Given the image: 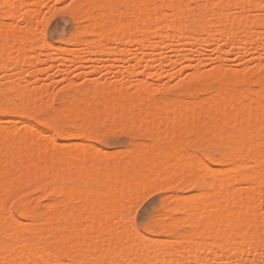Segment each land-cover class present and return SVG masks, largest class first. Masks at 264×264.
Listing matches in <instances>:
<instances>
[{
  "label": "bare ground",
  "instance_id": "1",
  "mask_svg": "<svg viewBox=\"0 0 264 264\" xmlns=\"http://www.w3.org/2000/svg\"><path fill=\"white\" fill-rule=\"evenodd\" d=\"M16 1L0 0V13L10 14L11 8L16 6ZM190 1L192 0H77L74 6L82 14L80 17L82 23L80 22L81 25L76 29L77 31L71 38L69 37L68 43L85 44L88 54L105 55L107 53L106 55L120 54V57H128L131 53L129 48L123 49L124 45L127 47L134 45L140 49L155 48L158 44L153 40L154 38L152 39V35L156 34L154 37L157 36L160 40L167 39L170 43H177V45L178 42L179 45L192 42L201 46L203 42L204 45L208 43L206 38L207 40L212 38L217 42L220 41V44H222L221 40L225 41L223 45L225 43L226 47L227 43V47L231 48L239 41V47L236 44L235 46L240 50V48L244 49L242 41L244 44L247 43V39L250 38V35L253 36L256 27L264 26V16L250 18V12L247 14L248 17L243 16L244 13L252 10L251 8L254 9L255 5L252 0H195L194 2L200 9V12L197 11L199 15L196 20H193L194 22H187L186 19L189 21V18L194 15L191 11ZM234 8L240 10H236L238 14L235 13ZM167 10L172 11H170L171 15L166 12ZM239 12H242L243 15ZM35 16L38 18V13L27 14L26 20L29 25L23 27L24 29H20V27L19 29L6 30L0 27V64L7 63L3 59H6V56L9 60L11 57L8 58V52L13 48L18 50V46L19 51H23L24 54L18 62L13 60L16 65L21 63L31 67L35 64L31 55L37 53L35 50H39V47L48 48L49 46L46 51H51L50 47L56 43L52 44L47 40H42L45 39L44 37L39 40L38 35L35 36L36 26L34 25L36 22L33 21L36 20ZM169 17L174 19L170 20ZM176 18L178 21H175ZM97 28L100 32H96ZM88 33H95V36L97 33L99 36L89 39L86 38ZM183 41L187 43L185 44ZM252 42L258 46L256 40ZM111 43L123 44V47H119L116 49L117 51L113 49L111 52ZM60 47L56 48L62 49V51L59 49L58 52L68 51V58L74 55V58L77 56L79 59L84 58L85 61L86 56L84 57V55L81 57V54L75 55L74 52L69 55L72 51L71 47L69 50H65L67 47L64 48V45ZM220 50L222 51L223 48L218 51ZM185 55L187 56L186 51L184 57ZM98 57L95 59L97 63L101 62L97 60ZM79 59L76 61L80 62ZM122 60L120 59V61ZM19 65L18 67L21 69L23 66ZM131 67L134 70L135 67ZM20 69L16 70L20 71ZM79 69L77 68V70ZM41 70L39 71L41 72ZM131 70V68H127L128 75L134 74L135 70L132 71L133 73L130 72ZM242 72H238L234 76L218 69L202 75H199L198 71L190 73L191 79L205 77L204 80L207 78L214 81L207 82L208 84H205V81L204 85H201L202 87L193 90L196 93L200 91L210 93L206 99L194 97L193 100H189V98L186 100L185 95L192 89L184 90V88H181L177 96L167 95L168 91L166 90L157 98V90L148 84L144 83L143 85V82H139L142 85L136 83L133 91L122 86L99 85L101 84L99 82L93 87L72 88L75 90V95L70 101V105L56 109L67 123L79 121L83 127L81 131L79 130L81 134L91 137L94 133L90 130V125L95 121H107L105 129L110 126L108 121L120 122H117L118 124L116 123L114 128H120L118 125L121 124V121L125 128L130 125H127L126 121L128 123L132 121V125L133 121H144L142 123L148 122L151 126L153 125L150 124L151 121H157L155 122L157 125L154 124L152 127L154 129L149 128L150 126L148 127L147 124V128L144 124L142 125L147 132L150 129L155 132L156 127L157 131L160 130L156 132L157 134L167 133L168 130L169 133L166 134V136L168 134L170 136L167 139L169 140L168 144H165L167 140L164 144L163 141H158L161 137L159 134L157 136L160 137H154L155 139L157 137L158 140L153 141L154 138L151 137L153 142L151 141L152 144L149 146H146L149 143L143 144L146 146L143 148L140 145L142 149L138 146L139 149L136 152L132 148L133 151L131 150L130 154L132 152L133 154L127 157L119 155V157H113L112 160L99 157L97 160L95 158L94 161L87 163V157L85 159V155L81 152L82 147L86 148L84 146L78 147L79 150H76V147L71 149L73 146L62 148L61 145L47 149L41 147L35 140L24 138L17 140L16 137H13L16 135L13 134L14 130L11 132L12 134L0 130V145H8L4 148V150L6 149L4 152H0V264H36L38 260H44V264H48L49 261L56 260L58 254L65 247L70 251L74 250L77 258L107 260L109 264L113 260L120 264L123 260L127 264H187L192 260L198 264H220L224 258L228 262L232 255L240 256L241 258H238L242 259V256H248V254L254 256L251 260H254L255 263L264 264V256L263 259L262 256H257L264 252V202L262 203L263 200L260 199L257 201L254 195L260 187L259 185L264 184V75L255 77L252 73L251 75L254 76L252 77L247 71H245L246 73ZM73 84L72 82L71 86ZM26 87L15 86L14 88L12 86L10 87V89L12 88L11 92L0 90V110L12 112L19 109L24 112L23 103H17L15 97L20 98L19 95L23 94L25 96V91L28 92L25 100L29 103L28 116L30 118L40 110L47 111L53 108L50 101L52 98L46 96L48 92L45 87L28 89L29 91L26 90ZM166 87L163 88L166 89ZM0 89L2 88L0 87ZM203 105L208 106L203 108ZM198 106L200 108L202 106L203 110H207L209 106L213 107H209L211 110L203 113V111H197L200 109ZM195 107L198 109L196 110ZM162 121L166 126L168 122L170 126L166 128ZM173 121H182L181 123L177 122L180 126L176 123L179 127L178 131H175L177 130L176 126L174 131H171L172 128L169 130ZM189 121L193 124L190 125ZM135 122L136 126L137 122ZM159 122L162 123L165 131H162L163 128L161 129L162 126H159ZM185 123L190 124L188 127H186L187 125L181 127ZM112 124L114 125V123ZM140 124L141 122H139ZM26 126L28 127L26 131L30 133L29 129L33 128V125ZM140 127H142V131L143 126ZM124 131L126 132V130ZM162 136L167 138L165 134ZM93 139L96 138L93 137ZM10 142H12V147ZM208 147L212 152L217 153L220 159L225 161L224 163L229 162L230 165L227 164L229 167L221 166V170L217 167L209 168L207 165L204 166L206 168L194 167L191 161L202 158L198 149ZM85 151L84 153H89ZM212 152H207L205 155L204 152L201 153L204 158L208 156L214 158L215 154ZM239 158L248 160L244 162H247L246 165L244 163L237 165V161L233 163ZM167 171L168 173H166ZM182 174L191 179L189 177L185 179L186 177ZM175 175L177 176L175 177ZM178 176L179 178L183 177L185 183L188 181L190 184L197 185L199 188H197L199 191H196L198 199L194 200L197 194H194L195 198L192 197V194L190 199L188 196L183 199V196L182 201L178 200L181 199V196H174V199H177V208L185 210L184 214L186 215L182 214L183 217L180 215L181 218H175L167 214V218L162 219L165 212L161 217L162 220L158 221L161 222L158 227L160 231L170 233L174 239L172 240L171 237L167 241L165 238L164 241L161 236L160 238L153 236V238L148 235L152 240L147 241V236L140 234L136 227H134L135 230L137 229L135 231L129 221V207L132 198H134L133 194L150 184L158 183L156 179H161V182L165 180V184L168 182L167 179H169L168 183L172 181L174 183V180L175 182L180 180L177 179ZM161 182L159 184H162ZM181 183L183 184V182ZM243 183L245 186L241 187L240 184ZM29 185H35L38 189L52 195L54 200L52 199V204L49 203L50 207L53 205L59 207L57 211L59 213L57 214L55 209V213L52 211L54 214L48 216L43 224L40 221L41 225L37 223V220L41 219L38 218L39 214L32 208L36 202L35 197L33 204L26 202L23 197L18 206L20 215L30 218L32 224L30 221L29 224L31 225L21 223L22 221L15 218L8 208V202L14 196L11 195L12 198L10 196L9 199L7 191L19 186L22 187L19 193H22L21 190ZM13 192L15 193V191ZM130 196L133 197L130 198ZM260 201L262 204L257 203ZM185 223H189L188 229L181 228V225ZM41 232L42 235L46 233L44 240L35 237L37 233L41 234ZM31 235L33 236L31 237ZM208 254H213V256H207Z\"/></svg>",
  "mask_w": 264,
  "mask_h": 264
},
{
  "label": "rangeland",
  "instance_id": "2",
  "mask_svg": "<svg viewBox=\"0 0 264 264\" xmlns=\"http://www.w3.org/2000/svg\"><path fill=\"white\" fill-rule=\"evenodd\" d=\"M194 1L195 0L190 1V7H191V11L193 12V14L195 16L193 15L192 17H190L189 21H188V19H186V21L190 22V23L194 22L193 20H196V17L199 15V12H200L198 5ZM16 2H17L16 6L14 8H11L12 11L10 14H1L0 13L1 14L0 15V27H2L3 29H6V30H11V29H15V28L19 29L20 27H21L20 29H24L23 27H26L27 25H29L28 24L29 22H27L28 20H26L27 14L38 13V18L35 16L36 20L35 19L33 20L34 22H36L34 25V26H36V30L34 32L36 34L35 36H37V35L42 36V37L37 36V38L39 40H41L44 37L45 39H42V40H47V41L51 42L52 44L53 43L54 44L56 43V44L53 45L52 47H50L49 50H51V51H48V50L46 51V49H48L49 46H48V48L47 47L46 48L39 47V50L36 49L35 51L37 53H34V55H31L33 61L35 62V64H33L31 67H30V65L24 66V64L22 65L21 63H20V65L19 64L16 65V63H14L13 60H15V62H18L24 54L23 51L22 52L19 51L18 45H17L18 50H15V48H13L11 51H9L8 52V56H9L8 58L11 57L10 59H12V60L9 59L10 60V62H9V60L5 56L6 59H3V60H4V62H7V63H4V65H3V62H2V64H0L1 67L3 66L2 68L0 67V87L2 88L0 90L2 92H11L12 88L10 89V87H12V86L14 88H15V86L16 87L17 86L18 87H20V86L26 87L27 86L26 87L27 91H29L28 89L31 90L34 88L38 89L40 87L41 88L45 87L47 89V92H48L46 94V96H48V98H52V99H50V101L53 104V108H55V109L56 108H63V107L65 108V107H68L70 105V103H71L70 101L73 100L74 95H75V90H73L74 88H84L86 86L87 87H91V86L93 87L94 85L97 84V82L101 83V84L98 83L99 85L104 84V85H114L117 87L122 86V87H125L126 89H128L129 91L134 90V85L136 83L142 85V83H139V82H143V85H144V83L148 84V86H151V88H154L157 90V93H156L157 98H159L163 94V91H166V90L168 91L167 95H170L171 97H173V96H177L179 94V92L181 91V88H184V90H191L192 89V91L190 93L188 92L185 95V98H186V100L188 98H189V100H191V99L193 100L194 97H198L199 99H201V97H203L202 99H206V97H208V95L210 94L209 92H208L209 94H207V92L205 93V91H200V92L196 93L193 90L195 88L198 89L199 87H202L204 85L205 81H206L205 84L212 83L214 81L211 79H207V78H206V80H204L205 77H203V78L200 77L198 79H196V78L191 79L190 73L192 74L193 72L196 73L198 71L199 72L198 74L202 75V74H205V73H208L210 71L218 69V70H222L223 72L228 73L231 76H234L238 72H242V71H243L242 73H246L245 71H247L248 74H250V75L253 73L252 75H255V77L256 76L258 77L260 75H264V26L256 27V29H255L256 31L254 30L255 32L254 31H253L254 33L252 32L253 36L250 35V38L247 39L248 42L245 40L247 43L244 44V41H242L243 42L242 48H244V49L240 48V50H238V48L235 46V44H236L239 47V45H240L239 41L237 42L238 44L235 43L234 46H232L233 48L232 47L230 48V47H227L228 46L227 43H226V45H227L226 47L224 46L225 43L223 45V42H225V41L221 40L222 44H220L219 43L220 41L217 42L216 40L208 37L209 38L208 40L206 38V42L208 41V43L207 44L205 43V45H204V42H203V44H201V46L202 45L203 46L201 47L200 44L197 45V43L193 44L192 42H189L191 44H186L187 42H185V41H183V42H185L186 45H184V43H181V45H179L180 44L179 42H178V45H177V43L172 44L167 39L160 40L157 36L154 37L156 35V34H154V35H152V39L154 38L153 40H155L157 42L156 44H158V46L155 47L156 49L154 47H145V48L140 49L134 45L133 46L131 45L132 47H130V46L127 47V45H124L123 49L129 48V52L131 53L130 56L120 57L121 56L120 54L119 55L116 54L117 56L114 54L113 55L110 54L111 55V57H110V55H106L107 53L105 55L104 54L100 55V54H96V53H93V54L86 53L85 44L81 43L80 45H78V44L68 43V40L71 38L73 33H75L77 31L76 29H78V27L81 25L80 22L82 23V19L80 18L82 14L80 13V11H77V8H75L76 6H73L72 9H67V8L61 7V5L66 4L68 2V0H17ZM252 2L255 5L254 9L251 8L252 10L248 11L247 13H244V11H243L244 15L242 14V12H239V13L242 14L243 16L246 15L248 17L249 15H247V14L250 12L249 13L251 16L250 18H252V17L255 18L256 16H258V17L264 16V8L261 7V5H264V0H252ZM75 3H77V0H75ZM46 5L48 7H45ZM192 5H194V6H192ZM196 9H198V10H196ZM234 10H235V13H237L236 10H238V9L234 8ZM170 11L171 10H167L166 12L171 15ZM197 11H199V12H197ZM238 11H240V10H238ZM78 14H80V15H78ZM237 14H233V15L237 16ZM242 15H240V16H242ZM204 16H206V15H204ZM258 17H256V18H258ZM78 18H80V19H78ZM169 19L171 20L174 18L169 17ZM169 19H167V20H169ZM176 20H177V18L175 19V21ZM200 20H201V18H200ZM97 31H99V28H97L96 32ZM89 35H90V37H89ZM97 35H98L97 33H96V36H95V33H88V34H86V38L90 39L93 37H98L99 35L98 36ZM155 38H157V39H155ZM254 40H256V44L258 46H256L254 44V42H252ZM250 42H252V43H250ZM240 43H241V41H240ZM58 44H61L60 46L64 45V48L67 47L65 50H67V49L69 50L71 47L72 49H70V50H72V51L70 52L69 55H72L74 52L75 55L81 54L80 55L81 57H82V55H84V57L86 56L85 61H84V58H82L83 59L82 60L76 56L77 57V58L75 57L76 59H79V61L81 60L80 62H77L76 59L73 57L74 55L72 57L70 56V58H68L69 57V56L67 57L68 51H63L64 54H63V52H61V53H60V51L58 52V50L61 48ZM252 44H254L255 47H253L254 45L252 46ZM57 45H58V47H60L59 49H56V48H58ZM121 46L123 47V44L119 45L116 43H111L110 47L112 50L111 49H109V50H111V52H112L113 49L116 50ZM218 46H219V49L223 48V50L218 51L219 50V49L217 50ZM53 47H55V48L52 50ZM234 47H236V48H234ZM183 48L185 49L184 51L182 50ZM186 48H187V50H186ZM41 49L42 50L44 49V51L46 53L44 51L42 52ZM60 50L62 51V49H60ZM94 51H96V50H94ZM185 51H186L187 56L185 55V57H184ZM54 52H56V53L54 54ZM62 55H64L65 57ZM95 55H98L101 58L98 59L99 57L95 56ZM112 56L117 57L116 60H115V57H112ZM221 56H222V58H219ZM96 57H98L97 60H99L101 62L97 63L95 60ZM103 57H104V59H103ZM118 57L121 60L122 59H124V60L120 61V59ZM142 57L143 58L145 57V59L141 60ZM138 58H140L139 59L140 61L138 60ZM218 58H219V60H221L220 62L218 61ZM43 61H44V63H43ZM82 61H83V65H82L83 67L81 66ZM9 64H10V66H9ZM18 65L21 67L23 66V67L20 69V67H18ZM79 65H80L81 70L79 69ZM131 66L135 67L134 68L135 71L133 70V67H131ZM17 68L20 69V71L18 70L19 72L16 70ZM77 68L79 70H77ZM127 68H131L132 70L130 72L133 73L132 71H134V74L128 75ZM39 70H41V72ZM77 71H79V72H77ZM77 73H79V74H77ZM252 77H254V76H252ZM69 80H71V81L73 80L72 81L74 83L73 86H71L72 82ZM67 84H69V85H67ZM80 84H82L83 86ZM163 87H166V89ZM3 88H5L4 91H3ZM7 88H9L10 90ZM24 91H25V89H24ZM173 91L175 94L172 93ZM160 92H161V94H160ZM25 93L28 94V92H26V91H25ZM26 94H25V96H26ZM22 96L19 95L20 98H18V96H17V97H15V99H16L17 103H19V104L23 103V107H24L26 112L25 111L21 112V111H19V109L16 110L17 112L16 111L10 112V111L0 110V130L10 132V133L14 130L15 133H13V134H16V135H14L13 137L14 138L16 137L17 140H19L21 138H24L27 140H35L41 147H44L47 149H52L54 147H60L59 145H61L62 148H67V147L71 148L73 146L74 148L72 147L71 149H75V147H76V150H79L78 147L81 148L82 146H84V147L88 148L86 151L89 153H84L86 148L83 149V147H82V150L81 149L80 150L85 155V159L87 157V160H86L87 163L89 161H94L95 158L97 160L99 157H100V159H101V157L102 158L104 157V159L106 158L107 160H112L113 157L114 158H115V156L119 157V155L120 156L123 155L121 157H124V156L127 157L128 155L130 156L131 154H133V152L130 154L132 148L135 149L134 152H136V151H138V149L141 146L143 148L148 143L149 144L146 146H149L150 144H152L153 141L158 140L157 137H160V136H161L159 138L160 140H158V141H163V144H164L165 140L169 139V137H170V136H168L169 134L166 136V134L169 133L168 130H167V133L163 132V134H165V136L167 138L162 136L163 135L162 133H158V134L156 133V132L160 131L158 127L162 126V123H164V121H162L161 124L159 122L160 125L157 127L159 131H157L156 127H155V132H154V130H152L153 131L152 132L150 129V130H148V132L151 131L149 133L145 129V128H147L146 126L148 125V127L150 126L149 128H152L154 126V124L157 125L155 123L157 121H155V122L151 121L150 124H153L152 126L149 125L148 122L142 123L144 121H138V122L136 121L138 126H137V124L135 126L134 125L135 121H133L134 127L131 124L132 121H131V123H128V121H126L127 125L130 124V125L126 126L127 128H125V125H123L122 121H121L122 125L121 124H120L121 126L118 125L120 128H118V127L114 128L115 124L118 121H115V122L114 121H108L110 126H108V125L107 126L109 128H111L112 130L109 129L108 127H107V129H105V127H106L105 124L107 121H97V122L95 121L93 124L97 123L96 125H93V124L90 125L91 126L90 130H92L94 133L91 137L90 136L88 137L87 135L80 133V131L83 129V127L79 121H71L68 124H70V126H72L75 123L73 126H75V128L78 130V131L76 130L77 133H79L78 135H73V136H69V137H60L57 139L56 144H50L47 142H42L39 137L33 138L31 132L29 133L28 131H26V130H28L27 129L28 127L26 125L30 126V124H31V125H33V127H36V123L30 118V116H28L29 115V112H28L29 103L27 100H25V99H27V96L25 97L24 94ZM27 103H28V105H27ZM222 103H223V101H222ZM206 106H208V105H206ZM206 106L203 105V108H205ZM26 107H27V109H26ZM198 107L200 108V106H198ZM209 107L212 108L213 106H209ZM209 107H207V110L206 109L203 110L202 106L200 108L202 110H200L196 107H195V109L196 110L198 109L197 111H200V112L203 111V113H204V112H208L211 110V109L209 110ZM42 111L43 110H40L39 112H42ZM21 113H22V115H21ZM28 119H30L29 120L30 124L27 123ZM24 120H26V122H23ZM31 122H33V123H31ZM139 122H141L140 125H139ZM170 122H172V121H170ZM173 122L174 123L171 125V127H169V130L171 128L173 129L171 131L175 130L174 127L175 126L177 127V125H176L177 122L181 123L182 121H176V122L173 121ZM189 122H191V121H189ZM24 123H25V125H24ZM112 123H114V125ZM118 123H120V122H118ZM124 123H125V121H124ZM186 123L181 127H185V125H187ZM142 124L145 125V128H144V125H142ZM189 124L186 127H188ZM192 124L193 123L191 122L190 125H192ZM164 125H165V123H164ZM140 126H143L142 131H141L142 127H140ZM167 126H170L168 122H167ZM167 126L165 125L166 128H167ZM178 126H180V125L178 124ZM163 127L164 126H162L161 129ZM123 128H124V130H126V132L123 130ZM178 128L179 127H177L176 128L177 130H175V131H178L179 130ZM152 129H154V128H152ZM165 130L166 129L163 128L162 131H165ZM96 131L100 132V133H97ZM129 131H130V133H129ZM27 132H28V134H27ZM136 132H138V133H136ZM153 133H156V134L153 135ZM97 134H99V135H97ZM150 134L153 136H151ZM159 134H160V136H157ZM85 136L87 138H84ZM98 136H99V138H98ZM155 136H157L156 139L154 138ZM93 137H95L98 140H96V139L92 140ZM151 137H153L154 140L151 139ZM149 141L150 142L152 141V142L150 143ZM167 142H169V140H167L165 144H168ZM9 144H11V147H12V142H10ZM143 144H145V145H143ZM2 146L3 145H0V152H4L6 150V149L4 150V148L8 147V145H4L3 148H2ZM138 146H139V148H137ZM9 147H10V145H9ZM142 148H140V149H142ZM201 152H204V155H205V154H207V152L211 153L212 150L210 149V147H208L206 149L199 148L198 153L200 154L201 157L204 158L203 153H201ZM213 154H215V157L212 158L211 161L208 162L207 167H209V168L210 167L211 168L217 167L221 170V168H220L221 166L224 167V165H225L227 167V164L230 165L229 162L224 163L225 161L221 160L217 153L214 152ZM236 161H237V163H236L237 165L238 164L243 165V163L245 161H248V160H245L243 158L242 159L239 158L238 160L236 159L235 161H233V163ZM246 163H244V165H246ZM203 168H206V167H203ZM209 168H207V169H209ZM224 168H222V169H224ZM170 172H171V170H170ZM166 173H168V171ZM166 173H164V174H166ZM171 174H173V173H171ZM177 175H175V177ZM183 175L185 176V174H182V176ZM162 176H163V174H162ZM179 176H181V174H179ZM179 176L177 177V179L179 178ZM164 177H165V175H164ZM175 177H172V178L176 179ZM185 177H186L185 179H187L189 176H185ZM179 179L180 180H177V182H175V180H174V183H172L173 181L168 183L169 179H167L168 185H167V183L166 184L164 183L165 180H164V182H161V179H156V180H158V183L156 182L157 184L156 183L150 184V186L145 187L143 189H140L138 192H135V194H133L134 198H132L133 200H131L132 201L131 206H130V204H128L130 206L129 207V209H130L129 213L132 212V208L134 205L143 203V208L139 209L137 213H134L133 219L129 218L130 219L129 221H130V223H132L131 225H132L133 229H134V227H136L139 230L140 234L147 236V241L152 240L148 237V235L150 237L154 236L157 238H160V236H161L164 239V241H165V238H167V241H169L171 239V237L173 240L174 238L170 233H165L163 231H160V229L158 227H159V224L161 222H158V221H161L163 218L164 219L167 218L166 217L167 214L170 217H175V218H178V217L181 218V217H183V215H186V214H184L185 210H183L180 207L177 208V201H176L177 199L176 198L174 199V196L175 197H176V195H177V197L181 196V199H178V200L182 201L183 196H184L183 199H185L186 196H188V199H190L192 197L195 198L194 194H197L196 191L197 192L199 191L198 190L199 188L197 187V185H193V183L190 184V183H188V181H187V183H185L186 181L183 180V177L179 178ZM181 179H182V181H181ZM153 181L155 182V180H153ZM159 182H161L162 184H159ZM181 182H183V184ZM240 185H241V187L245 186L244 183L240 184ZM176 186L178 187V189ZM259 186L260 187L259 188L257 187L258 189L254 193V195H255L257 201H259V199H260V200H263L262 201V203H263L264 202V184H261ZM17 188H18V191H16ZM26 188L27 189L29 188V190L27 191ZM26 188H23L25 191L21 190V191H23L22 193H19V191H20V189H22V187L20 188L19 186L18 187L15 186L13 188H10L11 190L9 189V191H7V196L9 199H10L11 195L14 196L13 198L11 196L12 199H10V200L17 199L18 196H21V197L25 198L26 202L31 203V204H33V202L36 201L35 202L36 204L34 203L32 205V208H34V211L37 214H39L38 218H41V219L37 220V223L41 225L40 221H42V224H43L44 221L46 220V218H48V216L53 215L55 213V209H56V212L58 211L59 207L56 205H53V207L52 206L50 207V204H52L51 201L54 200L53 199L54 197L52 198L51 197L52 195L46 193L45 191H43L41 189H39L40 191H36V189H38L37 186H35V185L30 186L29 185ZM13 191H15V193ZM16 192L19 194L17 195ZM41 192L43 193L42 195H41ZM192 194H193V196H192ZM133 196H130V198ZM34 197L36 198L35 201H33ZM38 198H40V199L38 200ZM61 198H63V196H61ZM172 199H174V200L172 201ZM196 199H198V194L194 200H196ZM191 200H193V199H191ZM129 201H130V199H129ZM42 202L44 205L42 204ZM130 202H128V203H130ZM189 202H190V200H189ZM257 203H261V201L257 202ZM48 204H49V206H47ZM170 204L172 205V207ZM8 206H9L8 208L10 209L11 213L14 214L15 218L17 217L18 220L20 219V221H22L21 223H23L24 225H26V224L31 225L32 224V221L30 218L20 215V213L18 211L19 204H18L16 210H13V208L11 207L10 204ZM168 206H170L171 208L170 207L167 208ZM163 207H164V209H163ZM182 211H184V212L182 213ZM165 212H166V214H165ZM58 213L59 212H57V214ZM174 214H177V215L175 216ZM180 215H181V217H180ZM43 216L45 217V219ZM161 217H162V219H161ZM133 220L135 221V223H133ZM146 220H147V222H146ZM29 221L31 224H29ZM188 224L187 223L182 224L181 228L188 229L189 228ZM133 225H135V226H133ZM137 229L136 230L134 229V230L137 231ZM32 236L33 235H31V237ZM35 237L36 238L39 237L42 240H44L46 237V233H44L43 235H42V232H41V234L37 233V236L35 235ZM168 238H169V240H168ZM156 239H155V241H156ZM157 240L161 241V239L160 240L157 239ZM207 256H213V254L212 255L208 254ZM244 256L247 257L248 259H246ZM244 256H242V259H239L238 257H240V256L232 255L231 258L228 260V262L224 258L223 259L224 261L220 262V264H261V263H255L254 260L253 261L251 260V258L253 259L254 256L252 257L249 254H248V256H246V255H244ZM257 256H262V259H263L264 252L257 254ZM243 258H245V259H243ZM43 262H44V260H43ZM194 262H195V260L194 261L192 260L190 263L188 261L187 264H198L197 262H195V263ZM121 264H127V263H125V261L123 260L121 262ZM168 264H170V263H168ZM199 264H202V263H199Z\"/></svg>",
  "mask_w": 264,
  "mask_h": 264
},
{
  "label": "snow or ice",
  "instance_id": "3",
  "mask_svg": "<svg viewBox=\"0 0 264 264\" xmlns=\"http://www.w3.org/2000/svg\"><path fill=\"white\" fill-rule=\"evenodd\" d=\"M74 4L75 0H68V2L64 5H61V7L72 9ZM45 7L48 6L46 5ZM261 7L264 8V5H261ZM31 119L36 123V127L30 128L29 131L31 132L33 138L39 137L42 142L56 144L57 139L60 137L78 135L75 126H70L55 108H50L47 111L35 113L31 116ZM211 159V156H208L206 158L202 157L191 161V163L194 167L199 166L203 168L208 164L209 161H211ZM36 191L40 190L36 189ZM42 194L43 193L41 192V195ZM22 199L23 197L18 196L17 199L9 201V204L11 205L13 210L17 209V206ZM141 208H143V203L134 205L132 208V212L129 213V218L133 219V214L137 213ZM133 223H135L134 220ZM36 264H44V262L38 260ZM48 264H109V262L107 260L98 261L95 259L77 258V256L74 254V250L70 251L67 247H65L58 254V258L54 261H49ZM111 264H120V262L113 260Z\"/></svg>",
  "mask_w": 264,
  "mask_h": 264
}]
</instances>
